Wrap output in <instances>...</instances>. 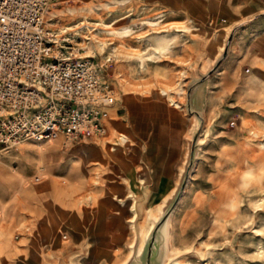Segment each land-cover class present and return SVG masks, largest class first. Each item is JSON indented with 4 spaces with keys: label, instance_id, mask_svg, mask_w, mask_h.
<instances>
[{
    "label": "rangeland",
    "instance_id": "1",
    "mask_svg": "<svg viewBox=\"0 0 264 264\" xmlns=\"http://www.w3.org/2000/svg\"><path fill=\"white\" fill-rule=\"evenodd\" d=\"M68 1L51 0L52 11L67 28L86 25L80 33L92 38L91 53L113 42L105 51L116 57L109 72L120 101L164 100L184 108L194 125L183 134L173 184L156 204L140 191L150 182L141 144L133 153L85 141L66 146L64 139L0 146V264H122L134 239L147 254L130 260L152 264L162 230L157 258L164 264H264V81L251 76L254 61L226 63V54L216 61L224 33L195 44L199 33L189 21L163 25L154 11L138 18L157 16L145 30L112 25L124 15L105 4L114 0ZM72 7L85 11L70 14ZM123 26L131 31L115 35ZM200 87L198 106L186 89ZM206 91L205 110L195 112Z\"/></svg>",
    "mask_w": 264,
    "mask_h": 264
},
{
    "label": "built area",
    "instance_id": "2",
    "mask_svg": "<svg viewBox=\"0 0 264 264\" xmlns=\"http://www.w3.org/2000/svg\"><path fill=\"white\" fill-rule=\"evenodd\" d=\"M123 2L129 0L105 4H113L115 12ZM77 10L85 8H68L70 14ZM63 16L52 11L51 0H0L3 149L57 139H64L66 146L79 141L110 148L130 143L125 133L111 135L119 95L109 72L116 57L105 50L113 42H107L104 52L91 53L92 38L80 33L86 25L77 21L71 23L76 28H67ZM34 181L41 177L36 175Z\"/></svg>",
    "mask_w": 264,
    "mask_h": 264
},
{
    "label": "crops",
    "instance_id": "3",
    "mask_svg": "<svg viewBox=\"0 0 264 264\" xmlns=\"http://www.w3.org/2000/svg\"><path fill=\"white\" fill-rule=\"evenodd\" d=\"M119 11L124 15L108 24H143L145 30L149 26L147 22L160 15L163 25L170 19L189 21L199 33V41L195 44L206 45L224 33V49L216 61L223 54H226V63L254 61L250 74L264 81V0H129ZM154 11L160 14L140 21L143 14ZM208 59L211 60L209 53ZM201 85L207 88L206 84ZM206 104L207 91L201 107L196 108L191 102L195 112L205 110ZM113 112L111 128L125 133L130 139L129 145L118 147H126L132 152L141 144L143 158L150 166L149 187L140 191L146 193L151 204L160 203L173 184L175 167L183 152V134L187 127L194 125L191 118L185 116L184 108L172 107L164 100H130L125 104L119 100ZM97 144L110 149L109 145Z\"/></svg>",
    "mask_w": 264,
    "mask_h": 264
},
{
    "label": "bare ground",
    "instance_id": "4",
    "mask_svg": "<svg viewBox=\"0 0 264 264\" xmlns=\"http://www.w3.org/2000/svg\"><path fill=\"white\" fill-rule=\"evenodd\" d=\"M130 31H131L130 27L123 26V27H120L118 29H115L113 32H114L115 35L122 37V36L127 35ZM186 97H188V99H190V100L192 99L193 100V103L199 106L201 104L202 98H203V89L200 87L199 89L195 90L193 94H189V92L186 89ZM3 150H5V149H3ZM135 196H136V194L133 191H131L130 194H129V196H128V197H131V200L133 202V205H132V211L134 213V216L132 218V221L133 222L136 220V216H137ZM161 210L162 209H160V211ZM158 219H159V216L158 215H154L153 216V222H152V224H151V226H150V228H149V230H148V232L146 234V236L148 237V239H150L152 229L154 228L155 223L158 221ZM170 243L171 242H169V244ZM155 244H156V246L153 248V252H152V255H151L152 256V261H153L152 264H164V262L159 261V259L157 258V254L159 252V249L160 248H163L165 246V239H164V232H163V230L157 236L156 241H155ZM130 247H131V250H130V253H129L130 256L122 264H132V263L133 264H138L137 262L135 263V262H133V261L130 260V258H131V256H132L133 253H137L140 256H142V255L146 256V254H147V245L146 246H139L136 249V240L135 239L130 244Z\"/></svg>",
    "mask_w": 264,
    "mask_h": 264
}]
</instances>
